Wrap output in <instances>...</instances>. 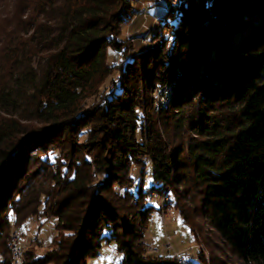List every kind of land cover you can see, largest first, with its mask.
Listing matches in <instances>:
<instances>
[{"label": "trees", "instance_id": "16d2710c", "mask_svg": "<svg viewBox=\"0 0 264 264\" xmlns=\"http://www.w3.org/2000/svg\"><path fill=\"white\" fill-rule=\"evenodd\" d=\"M171 2L37 0L0 38V264H12L8 227L32 217L58 233L23 264H88L110 242L120 264H178L143 252L146 199L166 191L185 225L181 200L197 196L237 258L264 264V0ZM144 6L161 14L147 15L149 45L137 50L122 32ZM153 18L160 30H148Z\"/></svg>", "mask_w": 264, "mask_h": 264}, {"label": "rangeland", "instance_id": "374dc122", "mask_svg": "<svg viewBox=\"0 0 264 264\" xmlns=\"http://www.w3.org/2000/svg\"><path fill=\"white\" fill-rule=\"evenodd\" d=\"M171 1V0H169ZM176 0H172L175 4ZM37 0H0V38L8 31L22 29L30 12ZM144 6L140 16L143 20L134 29H130L126 25L122 32V37L130 43L134 44L137 50H143L149 45V35L141 36L147 30L148 11ZM159 21L153 18L149 31L160 30ZM112 60V54L108 55L107 62ZM112 77L109 76L102 86L98 99L102 94V90H107L112 85ZM165 92L170 94V88L165 87ZM94 97L88 100L91 103ZM158 100L156 94H153V105ZM166 105V104H165ZM168 106V105H167ZM166 106V107H167ZM156 111V110H155ZM3 116V115H1ZM31 127L38 126L32 123ZM190 139V134L182 135L183 150H186L187 143ZM83 140V138H81ZM144 165V187L151 184V164L147 158L143 159ZM142 173V166H133L131 169V176L134 179V188L137 187V182ZM182 188V187H181ZM182 190V189H181ZM171 199V193L166 191L164 194L157 195L156 192H151L146 199V205H151L153 211L150 216L148 227L143 233V245L145 256H164L173 257L178 262L190 259L197 262L199 256L203 264H245L231 251L227 244L222 240L219 234L210 227L208 221L202 216L199 205V197L192 198L190 195L186 199L181 200V205L186 208V213L189 217V225H185L179 212L172 206H166ZM37 218V219H36ZM55 220L38 219V217L29 218L26 223L20 227L13 223L6 231V238L4 239L8 257L12 264L18 255L14 252V245L17 246L20 252L19 261L23 264L24 250L35 253L36 256H42L54 248L52 243L53 237L58 233L54 228ZM122 254L116 249L114 242L104 243L100 254L89 260L88 264H120Z\"/></svg>", "mask_w": 264, "mask_h": 264}, {"label": "bare ground", "instance_id": "6f19581e", "mask_svg": "<svg viewBox=\"0 0 264 264\" xmlns=\"http://www.w3.org/2000/svg\"><path fill=\"white\" fill-rule=\"evenodd\" d=\"M165 90H166V88H165ZM167 102H168V97H166V96L163 97L161 103L157 100V102H156V104H155V110L157 111L158 108H159V107H162V106L165 107V104H166ZM13 247H14V252H13V253H15V254L17 255V249H16V246L14 245ZM20 255H21V254H20ZM13 264H18L17 261H16V259H15V261H14ZM20 264H21V262H20Z\"/></svg>", "mask_w": 264, "mask_h": 264}, {"label": "built area", "instance_id": "2783aa9c", "mask_svg": "<svg viewBox=\"0 0 264 264\" xmlns=\"http://www.w3.org/2000/svg\"><path fill=\"white\" fill-rule=\"evenodd\" d=\"M178 1L179 0L175 1L176 4L178 3ZM162 99H163V86L160 87L159 90H158V101L161 103ZM16 249H17V246H16ZM17 255H18V257L20 256V252L18 251V249H17ZM18 257H17L16 261H17L18 264H20V261H19ZM182 263H183V260H182V258H180V260L178 261V264H182Z\"/></svg>", "mask_w": 264, "mask_h": 264}, {"label": "crops", "instance_id": "0c3cea01", "mask_svg": "<svg viewBox=\"0 0 264 264\" xmlns=\"http://www.w3.org/2000/svg\"><path fill=\"white\" fill-rule=\"evenodd\" d=\"M148 11V15L152 16V17H155V18H158L159 15L161 14V10L157 8H154L153 6H150L148 8H146V11Z\"/></svg>", "mask_w": 264, "mask_h": 264}]
</instances>
